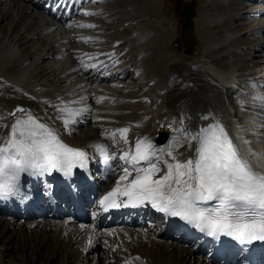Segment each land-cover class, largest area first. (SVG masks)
<instances>
[{
    "label": "bare ground",
    "instance_id": "obj_1",
    "mask_svg": "<svg viewBox=\"0 0 264 264\" xmlns=\"http://www.w3.org/2000/svg\"><path fill=\"white\" fill-rule=\"evenodd\" d=\"M198 3L201 11L195 9L191 33L199 29L195 24L200 27L201 46L197 57L189 59L187 44L178 53L171 40L150 33L153 23L132 0H0V116L9 117L17 108L31 111L55 128L63 142L87 151L93 166L101 155L91 146H103L108 155L117 157L110 161L114 186L123 174L119 155L144 137L155 143L161 120H168L169 142L182 117L193 131L219 121L250 163L264 168V140L257 146L253 143L264 138V110L252 99L264 96V0ZM113 22L121 28L123 23L132 25L131 38L118 37V42H126L124 48L106 51L101 48ZM144 102L146 106L141 105ZM62 107L88 110L66 128L63 120L69 116ZM121 128L129 129L128 143L112 141L109 147L106 135ZM7 131L0 128V134ZM179 151L187 152V146ZM164 171L162 167L158 175ZM0 203L8 200L0 198ZM146 206L147 215L158 222L155 230L162 228L158 234L151 223L142 230H113L96 215L88 216L84 224L70 215L52 220L46 206L30 204L25 206L30 219L24 222L21 209L9 205L0 209V243L7 233L9 239L33 234L28 251L22 241L20 264L31 262L44 246L42 251L50 248V256L60 257V264H86L88 251L99 244L108 255L104 264H218L195 247L169 241L163 234V219L150 204Z\"/></svg>",
    "mask_w": 264,
    "mask_h": 264
},
{
    "label": "snow or ice",
    "instance_id": "obj_2",
    "mask_svg": "<svg viewBox=\"0 0 264 264\" xmlns=\"http://www.w3.org/2000/svg\"><path fill=\"white\" fill-rule=\"evenodd\" d=\"M252 99L264 110V96ZM87 110L62 107L69 116L63 120L65 127L76 123L74 117ZM178 125L165 146L157 147L144 137L136 141L134 149L119 155L123 174L100 201L101 206L107 210L150 204L207 237H229L242 246L264 242V168L250 163L219 121L195 131L184 125L183 117ZM0 128L8 130L6 135L0 134V198L20 193L22 174L40 177L55 172L70 178L74 169H88L87 151L63 142L55 128L27 109L0 116ZM128 132L121 128L108 133L106 139L127 144ZM185 146L187 152H180ZM91 147L103 156L105 164L117 159L101 145ZM162 167L166 171L158 175ZM27 198L25 194L23 199Z\"/></svg>",
    "mask_w": 264,
    "mask_h": 264
},
{
    "label": "rangeland",
    "instance_id": "obj_3",
    "mask_svg": "<svg viewBox=\"0 0 264 264\" xmlns=\"http://www.w3.org/2000/svg\"><path fill=\"white\" fill-rule=\"evenodd\" d=\"M129 1L131 2V0H129ZM132 2H134L140 8V11L142 13H144V16L146 17V19H148L150 22L153 23L154 27L152 28L150 33H154V32L156 33L157 32L161 36H163L165 39L171 40L172 41V44H171L172 49L180 50V52H181V46L180 45L182 44V40H181L182 38L181 37H179V39L177 38L178 37V35H177V27L179 26V23L182 20V12L180 10L181 0H137V2H136V0L135 1L132 0ZM138 4H141V5H138ZM195 4H196V10L197 11H201V10H199L200 6H199V3H198V0H195ZM144 11H146L147 14ZM164 19H165V21H164ZM118 26L119 25H118L117 22H113V23H111L109 25L111 30L107 31V35L105 33L103 34V35H106L105 37H107V39L104 41L103 47L101 49L106 50V51H113V50L124 48V46L126 45V42H118V37H122L123 39H129L130 40V38H131V30L133 29L132 25H130V24L126 25V24L123 23V25H122L123 28H121L120 26L118 27ZM198 28L200 29V27H197L196 24H195V29L197 30ZM199 29L196 31L195 34L192 31L193 36L197 37L195 40H194V37H192L191 52L193 51V55H195L192 59L197 57L199 48L201 46V41H200L201 39L198 37L199 35L197 33L199 31ZM166 33H168V35ZM170 35H171V37H169ZM115 39H117V40L114 42ZM194 41H195V43H194ZM197 42H198V44H197V47H196V43ZM89 53H91L94 57H96L95 54H94V51L89 52ZM100 53H102V55L104 53L107 55V52H100ZM101 58L102 57L100 55L98 57V59L102 60ZM190 58L191 57H190V54H189V59ZM170 70H171L172 73L174 72L173 71V67H171ZM141 105L142 106H146V103L144 102ZM167 122H168V120H166V121L161 120L160 121V125H162V128L166 127ZM173 123L176 124V122H173ZM160 130L161 131H159L157 134L163 132L162 129H160ZM165 130H167V129H165ZM119 228H126V227H119ZM136 229H140V227H138ZM126 230L124 229V231H126ZM159 231H160V229L158 230V232ZM66 233L67 232H64V235H66ZM10 234H11V232H10ZM14 234H16V233H14ZM152 234H154V233H152ZM17 235H19L18 232H17ZM67 235H68V233H67ZM8 236H10V235L7 233V234H5V236L1 237L0 245L3 244V245H6V247L4 246L2 248V250L0 252V256L3 255V254H8V256H5L4 258L1 257L0 258V264H15V263L20 264V262H21L20 261V257L22 256V249H21L22 248V244H23L22 241L26 242L27 246H25V247H26V251H28L29 249L32 248V244L33 243H32V239L31 238H32L33 234L30 233V234H25V235H19L20 239H17V238H14V237L9 239ZM41 240H42V236H41ZM4 242H5V244H4ZM19 245H20V247H19ZM121 245H122V242H121ZM121 245L119 244V246H121ZM98 246H100V244L96 245L93 250L91 249L92 252L95 251L96 255L91 256V257L89 256V259L86 260L87 261L86 264H94L96 258H99L98 261H97V264H104L103 263V261H104L103 256H105L104 255V251H103L102 246H100V247H98ZM7 247H8V249L6 250L5 248H7ZM44 247H42V249ZM42 249H41V251H42ZM47 250H49V251H47ZM91 250H89L88 252H91ZM41 251H40L39 254L32 255L30 257L31 262H28V264H53V263L54 264H60V260H59L60 257L59 258L58 257L54 258V257L50 256L51 255V253H49L51 251L50 248L47 247L46 248V252L45 251L41 252ZM54 255L55 254H53V256ZM27 260H29V256L27 257Z\"/></svg>",
    "mask_w": 264,
    "mask_h": 264
},
{
    "label": "water",
    "instance_id": "obj_4",
    "mask_svg": "<svg viewBox=\"0 0 264 264\" xmlns=\"http://www.w3.org/2000/svg\"><path fill=\"white\" fill-rule=\"evenodd\" d=\"M182 11L185 14V18H184L183 24L181 25L180 33H181V36L186 41H188V38H189V35H190L189 30H190V27H191V19L193 17H195V13L192 12L191 4H189V3H184V5L182 6Z\"/></svg>",
    "mask_w": 264,
    "mask_h": 264
}]
</instances>
